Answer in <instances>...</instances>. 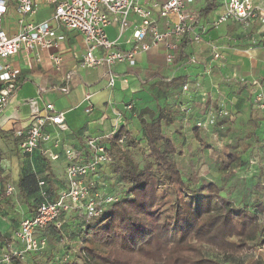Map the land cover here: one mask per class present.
I'll return each instance as SVG.
<instances>
[{
  "label": "built area",
  "instance_id": "2783aa9c",
  "mask_svg": "<svg viewBox=\"0 0 264 264\" xmlns=\"http://www.w3.org/2000/svg\"><path fill=\"white\" fill-rule=\"evenodd\" d=\"M196 1L199 0H0V111L17 87L20 70L11 65L10 59L21 51L26 55L30 69L40 63L41 51H47L53 67L60 69L62 58L57 49L64 42L65 35L58 32L53 23L67 32L81 35L84 53L80 66L92 70L106 67L107 85L114 87L118 77L112 67L116 64L134 67L139 54L162 48L166 64L171 65L176 47L184 35L189 36L194 43L202 40L204 28L199 26L197 29L198 12L192 8ZM39 4L51 6L53 12L49 19L33 22L29 18L36 14ZM10 8L17 15L18 28L14 35H9L3 27L4 17ZM131 15L137 19L130 38L132 48L121 51L115 48L114 41L108 39L106 29L116 25L119 39L128 30ZM158 19L163 21L164 30L159 28ZM252 19L258 21L264 40V2L257 6L255 0H225L223 11L211 25L217 28L228 22L245 24ZM211 54L214 59L219 57L216 46L211 48ZM121 82L126 84L128 81L123 77ZM250 82L256 88L253 93L255 107L264 114L261 84L257 80ZM68 90V86L61 89L62 92ZM194 92L189 83L183 85L182 94L188 100H191ZM91 97L92 94L87 91L83 101L90 103ZM182 108L184 115H187L190 110L188 104ZM131 109V103L124 106L125 111ZM91 110V104L87 105L85 112ZM43 111V115H38L37 111L32 114L25 137L18 146L19 152L22 155L40 152L49 161H58L62 156L65 161L64 186L52 195L46 191V182L37 179L40 201L32 215L25 217L14 232L16 247L7 244L0 250V264H10L11 257L23 261L30 255L43 252L47 248V239L43 236L47 227L52 226L63 236L62 228L70 216L74 215L81 225L87 224L120 201L127 188V184L117 182L115 188L111 189L103 173L104 167L112 164L109 144L120 129V114H114L116 124L110 133L89 137L83 149H76L62 145L59 140L58 135L68 130L65 113L58 111L52 103H46ZM223 115L229 116L223 105L209 109L194 120V126L207 130L215 125L217 116ZM183 123H189L187 116H184ZM48 127H52L53 131H49ZM123 142L124 137H121L118 144ZM140 146L146 147V144L140 143ZM11 191L12 188L8 186L7 193Z\"/></svg>",
  "mask_w": 264,
  "mask_h": 264
},
{
  "label": "trees",
  "instance_id": "16d2710c",
  "mask_svg": "<svg viewBox=\"0 0 264 264\" xmlns=\"http://www.w3.org/2000/svg\"><path fill=\"white\" fill-rule=\"evenodd\" d=\"M215 8L216 0L203 1L198 8L197 22ZM189 45L190 40L184 35L176 47L170 68L191 65V58L186 52ZM156 59L161 64L150 79L154 80L151 88L156 93L165 92V95L179 97L187 81L186 75L165 77L163 70L168 67L165 59ZM20 76L13 94L25 81ZM153 98L157 114L149 108L137 113L148 138L147 155L143 146L123 127L110 140L111 171L118 182L127 183L123 198L87 224L77 223V230L63 226L62 232L74 239L77 249L71 247L62 257H52L44 262L36 261V254L30 255V264H233L232 261L246 251L264 246V198L254 199L251 211L235 205L229 193L223 195V189L214 182L202 180L195 172L186 174L174 161L177 153L175 143L164 134V129H173L176 133L179 111L161 106L158 95ZM248 121L254 131L222 148L219 158L221 178L234 176L235 170L242 165L240 149L248 148L243 145L246 139L260 143L254 136L259 125L252 111ZM213 128L214 132L233 133L230 115L217 116ZM192 133L198 143L206 144V130L194 126ZM121 137H124V142L118 144ZM22 140V135L18 134L15 145ZM131 150H140L144 155L142 167L132 160ZM256 174L257 187L264 189V166L262 172ZM3 182L0 168V185ZM36 186L37 173L23 171L18 182L21 195L32 197L36 202ZM3 198L0 192V200L4 201ZM2 207L0 205V209ZM54 231L49 226L43 234L46 232L48 237H52ZM3 240L0 234V241ZM12 243L14 241L7 240L5 245ZM206 250L221 256L222 260L209 257ZM10 264L23 263L19 258L11 257ZM247 264H264V255L251 259Z\"/></svg>",
  "mask_w": 264,
  "mask_h": 264
},
{
  "label": "crops",
  "instance_id": "0c3cea01",
  "mask_svg": "<svg viewBox=\"0 0 264 264\" xmlns=\"http://www.w3.org/2000/svg\"><path fill=\"white\" fill-rule=\"evenodd\" d=\"M143 1L140 0V2ZM203 1L205 0L196 1L192 5V8L198 12V8L203 4ZM224 1L216 0L215 10L198 21L197 29H199V26L204 28L200 42L194 43L187 36L190 40V45L187 47L186 52L191 61H193L192 63L195 64L185 67L175 66L173 68H170L171 65H167L168 67H165L163 70L165 77L186 75V83H189V80L193 79L192 77H198L200 74L201 76L204 75L202 77L204 80L207 77L209 79V84L207 86L204 85V91H202L205 93L207 101L201 95H192L191 100H188L183 96L182 89L180 92V101L178 103V114H180L179 126L183 129L185 128L184 131L190 133L192 136L194 120L202 117L204 112H207L209 109H216L222 105L220 99L214 95L217 92L220 93L218 88L220 87L221 90L224 84L220 81V76H218L220 73L223 76L226 74L233 77L237 76L239 85L237 84V87H233L231 93H233L235 88L236 92H239L241 89L242 91L245 90L246 87H243L244 83H240L241 78L249 81H259L261 89L264 91V40H262L260 35L259 23L256 19H252L244 25H241L239 22H228L217 28L213 27L211 23L223 11ZM263 2V0H255V5L261 6ZM52 12L53 8L51 6L39 4L36 14L30 17L29 20L33 22L47 20L52 15ZM157 22L159 28L164 30L163 21L158 19ZM129 24L128 30L119 39H117L118 29L116 25H111L106 29L108 39L115 42V48L118 50L127 51L132 48L130 38L133 28L137 24V19L134 15L130 16ZM52 25L57 27L58 32H63L65 35L64 42L57 49V53L62 58V65L60 69L56 70L48 58L49 53L47 51L39 53L41 61L32 69L27 66L28 60L22 51L10 59L11 65L20 70V79H25V81L18 91L11 96L3 110L0 111L1 134L3 133L5 136L10 137L14 136V134L12 135V132H14L15 134L22 135L24 139L25 131L32 118V114L37 111L38 115H43L44 105L52 103L58 111L65 113L64 118L68 130L58 135L62 145H70L76 149H83L87 138L110 133L114 124H116L114 119L115 113L121 115L120 128H125L134 139L143 145H147L148 138L143 132V127L138 120L137 113L143 108H149L154 111L150 107V100L156 92L150 86L154 80L150 79L159 70L158 67L161 61H158L156 58H164V49H153L147 53L139 54L134 67H129L126 64H116L112 67V71L117 75L118 79L114 87H109L107 85L108 70L106 67L92 70L84 69L80 66L84 53L81 35L77 32H67L62 27L59 28L55 23ZM3 27L9 35H14L17 32V15L12 8H10L8 14L4 17ZM213 46H216L218 49L219 58L217 60H211V57H213L211 48ZM198 65H200V68H198ZM211 73H217V75L211 77ZM123 77L128 81L126 84L121 82ZM149 80L151 82L147 83ZM66 86L69 87V90L62 92L61 89ZM247 90L250 96L253 97L256 88L254 86H247ZM87 91L92 94L90 99L92 110L89 113L85 112L87 106L86 102L83 101L84 93ZM52 95L56 97L55 102L50 100ZM200 98L207 103L203 114L197 110ZM127 103L132 104L131 111L124 110V106ZM185 104H188L190 107L187 115H184L182 110V106ZM224 108L229 112L227 107ZM231 113H234V111ZM184 116H187L189 120L188 124L183 123ZM137 122H139L142 128L140 133L135 131ZM48 130L53 131L52 127H48ZM170 130L175 131L173 129ZM206 133L208 137L216 136L213 127L207 129ZM0 142L2 144L3 141L0 140ZM7 143H10V145L7 144L6 147H3L4 155L1 156L2 160H0V168L3 171L4 181H10L4 189L6 196L15 195L17 193L16 190L19 192L18 182L23 171L28 173L36 172L37 179H42L46 182V191L52 195H55L58 190L63 188L65 161L62 156L58 161H49L40 152H35L32 155H22L19 153L23 158L22 156L13 154V152H9L12 146L16 147L15 139ZM19 144L17 145L18 150ZM3 158H7L8 160L5 161ZM21 164H23L22 167L20 166ZM58 165H62L63 170ZM13 182L16 184H13ZM8 186L12 188L11 193H7ZM1 188L2 185H0ZM37 192V198L40 201L41 197L38 188ZM24 199L26 202L29 200V198ZM2 201L0 200L1 206ZM4 202L9 204L5 196ZM4 207L5 205H3ZM34 208L32 207L29 210H27L28 208H19L16 211L17 213H12L18 221V226L15 228H11L9 225L8 218L10 217H2L0 215V234L4 237V240L0 241V250L3 249L7 240L14 241V232L25 217L32 215ZM76 224L77 221L74 215H72L66 225L73 230ZM11 245L12 247H16L15 243Z\"/></svg>",
  "mask_w": 264,
  "mask_h": 264
},
{
  "label": "rangeland",
  "instance_id": "374dc122",
  "mask_svg": "<svg viewBox=\"0 0 264 264\" xmlns=\"http://www.w3.org/2000/svg\"><path fill=\"white\" fill-rule=\"evenodd\" d=\"M244 25V23H241V25ZM234 45V44H232ZM219 58V57H218ZM217 58V59H218ZM211 57V60H217ZM195 63H192L191 65H194ZM211 64V63H210ZM198 68H200V65H198ZM207 75V74H205ZM217 73H211V77L216 76ZM204 76V75H203ZM201 76V74L197 77H192L193 79L189 80V86L192 87L196 92H194L193 96L201 95V97H204V99L207 101V97H205V93L202 92L203 86H207L209 84L208 77L204 80ZM208 76V75H207ZM220 81H222L223 87L220 90V87L218 88V91L222 93H216L214 94L218 99H220V103L224 105V107H227L229 109V115L231 117V124L232 128L234 130L231 134H225L219 132V130L215 131L216 136L212 137L209 136L206 144H200L193 138V136L185 132V128L183 129L180 126H177L176 133L174 131L164 129V134L168 138L172 139L173 142L176 145L177 153L174 155V161L176 164L186 173L190 174V172H195L202 180L211 181L217 184L219 187H221L222 194L224 195L225 192L229 193L230 199L233 201V203L239 207H247L249 210L253 211L254 206L252 205L254 199H262L264 198V189L258 188L256 185V178L257 172H262V168L264 166V114L259 110V108L255 107V104L253 102V97L250 96L247 86H251L252 82L249 80H245L241 78L242 80L246 81L244 84L242 80H240V83L244 85L245 90L242 91L239 90V92H236V88L233 90V93H231V90L233 87H237L238 80L237 76L233 77L229 74H226L223 76L221 73L220 75ZM239 85V84H238ZM156 92V91H154ZM158 95L159 104L161 106H164L168 109H171L172 111L178 112V103L180 101L179 97L170 96L169 94L165 95V92L162 93H155L152 96ZM150 100V107L155 111V114H157V110L155 107V101L154 98ZM50 100L54 101L56 100L55 96H51ZM202 98H200V101L197 105V110L203 114V111L207 107V103ZM89 102H86V106L89 105ZM221 105V106H222ZM250 109L252 111L253 117L256 119V123L259 125L258 128L255 131L254 136L260 140V143H256L252 139H246V142L243 143V145H247L248 148L244 150L240 149V155L242 159V165L235 170L234 176L225 179L221 178L222 173L220 172V154L222 151V148L228 144L229 142L236 140L238 138H245L250 132L254 131L253 125L248 121ZM234 111V113L231 112ZM179 113V112H178ZM206 112H204L205 114ZM192 114V113H191ZM137 128L136 132L140 133L142 128L139 122L136 123ZM138 129V130H137ZM187 129V127H186ZM19 131V130H18ZM136 133V134H138ZM7 137L5 134H1L0 132V140H2V144L0 142V160H2V157L4 155L3 147H6L7 144L10 145V143H7L10 140L16 139L18 134H15L12 132V135ZM135 134V133H134ZM12 138V139H11ZM10 139V140H9ZM5 143V145H3ZM145 151V155H147V150L145 147H143ZM9 152H13V154L17 156L21 153L16 147L11 148ZM20 153V154H19ZM23 157V156H22ZM131 157L134 163L138 165V167H142L144 165L145 159L144 155H142V152L140 150H131ZM24 158V157H23ZM5 161H7V158H3ZM21 167L23 164L20 165ZM111 166V165H110ZM110 166H106L103 169V173L107 181L109 182V185L111 186V189L115 188L117 184L116 176L111 171ZM58 167L63 170L62 165H58ZM38 169V168H36ZM10 181H4L2 184V188L0 189L1 195L5 196V199H8L9 204L2 201V206L5 205L4 209H0V215L10 217L9 219V225L11 228H15L18 226L17 219L14 218L12 213H17L16 211L19 208L23 209H31L32 207H36V205L39 203V199L35 202L32 197L29 198L28 202L25 201L24 197L17 191L15 195H7L4 193V189L6 184H8ZM122 182V181H119ZM124 183V182H123ZM129 183V182H128ZM13 184H16L13 182ZM127 184V183H126ZM36 197V196H35ZM38 197V196H37ZM4 199V198H3ZM11 213V215H10ZM10 215V216H9ZM157 218V216H154ZM16 220V221H15ZM108 221L105 222L103 225H107ZM74 230L78 228L77 224L73 227ZM73 230V231H74ZM47 239V248L45 251L36 254L37 256L34 258L36 261L44 262L52 257H62V255H65L68 253V249L73 247H78V244L74 243V239L68 237V234L66 235L63 232V236L57 232L54 231V235L52 237H48L46 232L43 235ZM59 236H62L63 238H58ZM75 245V246H74ZM72 249V248H71ZM77 249V248H76ZM75 249V251H76ZM164 252V251H163ZM206 254L209 257L215 258L217 260H222L221 256L216 255L212 251L206 250ZM75 255V254H73ZM264 255V246L259 247L257 249H250L237 257L233 262V264H247L251 259L256 258L257 256ZM29 256L25 258L22 263L23 264H30L32 260H30Z\"/></svg>",
  "mask_w": 264,
  "mask_h": 264
}]
</instances>
